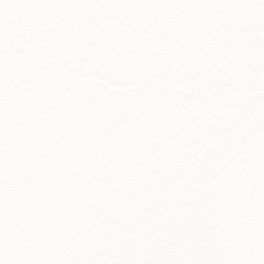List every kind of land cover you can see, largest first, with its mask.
Wrapping results in <instances>:
<instances>
[{"label":"snow or ice","instance_id":"6c2138e0","mask_svg":"<svg viewBox=\"0 0 264 264\" xmlns=\"http://www.w3.org/2000/svg\"><path fill=\"white\" fill-rule=\"evenodd\" d=\"M0 264H264V0H0Z\"/></svg>","mask_w":264,"mask_h":264}]
</instances>
